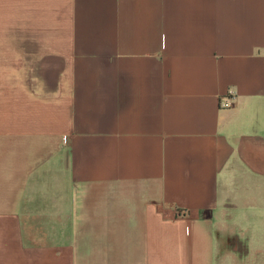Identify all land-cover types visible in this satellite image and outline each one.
Returning <instances> with one entry per match:
<instances>
[{
	"label": "crops",
	"instance_id": "obj_1",
	"mask_svg": "<svg viewBox=\"0 0 264 264\" xmlns=\"http://www.w3.org/2000/svg\"><path fill=\"white\" fill-rule=\"evenodd\" d=\"M0 264H264V0H0Z\"/></svg>",
	"mask_w": 264,
	"mask_h": 264
},
{
	"label": "rangeland",
	"instance_id": "obj_2",
	"mask_svg": "<svg viewBox=\"0 0 264 264\" xmlns=\"http://www.w3.org/2000/svg\"><path fill=\"white\" fill-rule=\"evenodd\" d=\"M234 243H235V241L230 242V244H229L230 248L233 247Z\"/></svg>",
	"mask_w": 264,
	"mask_h": 264
},
{
	"label": "built area",
	"instance_id": "obj_3",
	"mask_svg": "<svg viewBox=\"0 0 264 264\" xmlns=\"http://www.w3.org/2000/svg\"><path fill=\"white\" fill-rule=\"evenodd\" d=\"M226 105H228V104H226Z\"/></svg>",
	"mask_w": 264,
	"mask_h": 264
}]
</instances>
